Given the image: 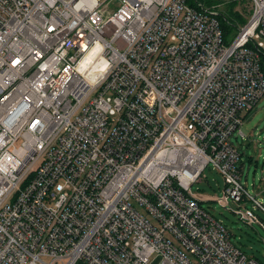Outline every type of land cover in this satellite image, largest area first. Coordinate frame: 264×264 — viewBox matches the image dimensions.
Here are the masks:
<instances>
[{"label":"built area","instance_id":"obj_1","mask_svg":"<svg viewBox=\"0 0 264 264\" xmlns=\"http://www.w3.org/2000/svg\"><path fill=\"white\" fill-rule=\"evenodd\" d=\"M205 1L0 0V264H264L189 195L210 165L264 231L231 142L264 97V0Z\"/></svg>","mask_w":264,"mask_h":264},{"label":"rangeland","instance_id":"obj_2","mask_svg":"<svg viewBox=\"0 0 264 264\" xmlns=\"http://www.w3.org/2000/svg\"><path fill=\"white\" fill-rule=\"evenodd\" d=\"M207 5L218 6V3L207 2ZM229 7L227 3L217 10L220 12ZM249 9L247 2L238 4L233 10L247 18ZM234 27L236 28L235 25ZM235 28L233 30L236 32ZM233 34L234 31H231V35L225 38L227 44ZM241 116L243 118L241 130L244 136L235 133L231 137V142L241 154V161L238 163L242 170L241 182L247 191L264 205V97L251 111L242 112ZM224 187L223 177L209 165L203 171L200 182L190 188L189 195L200 202L204 211L222 222L230 232L231 242L236 247L264 262V231L252 222L243 221L242 211L227 197ZM247 207L250 208L251 205ZM256 214L264 219L258 211ZM153 263L158 264V259L156 258Z\"/></svg>","mask_w":264,"mask_h":264},{"label":"trees","instance_id":"obj_3","mask_svg":"<svg viewBox=\"0 0 264 264\" xmlns=\"http://www.w3.org/2000/svg\"><path fill=\"white\" fill-rule=\"evenodd\" d=\"M199 1H202L205 3L209 2V1H205V0H199ZM186 2H187V0H186ZM195 2L196 1H193V3H195ZM193 3L189 2V4L191 6H195V4H193ZM228 4L230 5V7L224 11H220V17L218 18V20L220 22V27H221L223 34H224V38H228L231 35V31H234L233 36L235 35V30H233L235 28L234 25L236 26V28L238 26V25H236L235 22H239V24H243L245 22V18H243L241 15H239L236 11L233 10L238 5V3L236 4V2H231ZM239 4H245V2L239 3ZM247 15H248V13H247ZM77 264H82V263H77Z\"/></svg>","mask_w":264,"mask_h":264}]
</instances>
